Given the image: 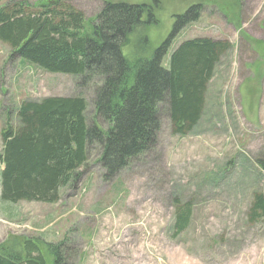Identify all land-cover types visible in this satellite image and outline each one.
I'll use <instances>...</instances> for the list:
<instances>
[{
  "label": "rangeland",
  "instance_id": "1",
  "mask_svg": "<svg viewBox=\"0 0 264 264\" xmlns=\"http://www.w3.org/2000/svg\"><path fill=\"white\" fill-rule=\"evenodd\" d=\"M18 1L0 0V7ZM83 15L88 33L106 3L142 7L140 23L121 54L135 69L168 42L207 38L230 49L208 84L204 111L194 130L174 135L167 109L157 110L154 146L109 181L102 180L99 152L91 149L76 187L59 191L54 204L0 201V245L16 239L68 241L69 264H264V215L252 216V197L264 189V0H60ZM198 6V18L172 38L176 17ZM0 42V133L22 101L79 97L88 126L106 129L93 109L94 85L52 74L9 58ZM9 123L15 126L14 117ZM3 144L0 136V155ZM0 164V172L2 170ZM188 204L187 228L175 218ZM43 253V251H42Z\"/></svg>",
  "mask_w": 264,
  "mask_h": 264
},
{
  "label": "trees",
  "instance_id": "2",
  "mask_svg": "<svg viewBox=\"0 0 264 264\" xmlns=\"http://www.w3.org/2000/svg\"><path fill=\"white\" fill-rule=\"evenodd\" d=\"M198 6L177 16L170 38L198 18ZM142 7L106 3L88 33L83 15L60 0L18 1L0 7V42L9 58L17 57L43 71L78 78L77 88L94 85L93 109L106 124L88 126L83 98L48 97L22 101L7 115L1 130L0 201L9 204H54L59 191L76 187L97 149L102 180L109 181L154 146L159 132L157 110L167 109L174 135L185 136L197 126L205 94L216 66L230 49L222 41L196 38L180 43L162 61L168 42L135 69L121 54L140 23ZM14 117L15 126L9 123ZM264 174V162L256 161ZM252 216L264 215V189L252 197ZM179 209L176 233L189 223L190 211ZM68 241L56 244L16 239L0 245V264H69Z\"/></svg>",
  "mask_w": 264,
  "mask_h": 264
}]
</instances>
